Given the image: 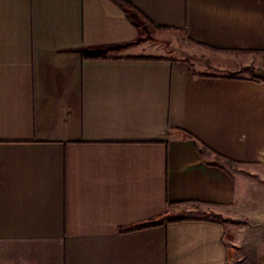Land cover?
<instances>
[{"label":"crops","instance_id":"obj_1","mask_svg":"<svg viewBox=\"0 0 264 264\" xmlns=\"http://www.w3.org/2000/svg\"><path fill=\"white\" fill-rule=\"evenodd\" d=\"M202 48L264 69V0H0V264H264V80Z\"/></svg>","mask_w":264,"mask_h":264},{"label":"rangeland","instance_id":"obj_2","mask_svg":"<svg viewBox=\"0 0 264 264\" xmlns=\"http://www.w3.org/2000/svg\"><path fill=\"white\" fill-rule=\"evenodd\" d=\"M173 53H181L185 56H190L192 62H194L193 65L204 72L254 76L256 74L255 71L258 69L253 65H236L235 67L227 66L229 62L226 57H224L226 54L209 48H202L201 50L193 52L180 50ZM262 239L263 240L258 243V248L260 249L261 258L264 260V238Z\"/></svg>","mask_w":264,"mask_h":264},{"label":"trees","instance_id":"obj_3","mask_svg":"<svg viewBox=\"0 0 264 264\" xmlns=\"http://www.w3.org/2000/svg\"><path fill=\"white\" fill-rule=\"evenodd\" d=\"M116 2L118 1V0H115ZM121 4V3H120ZM123 7H124V9H126V12H128V14H130L131 15V13H134L133 14V17L131 16V18H134V17H136V13L133 11V7H131L128 3H126V5H127V7L128 8H125V5L124 4H121ZM132 10V11H131ZM255 75L254 76H256V77H259L260 79H263L264 80V69H262V68H258L257 69V71H255ZM187 135H191V134H189L188 132H185Z\"/></svg>","mask_w":264,"mask_h":264}]
</instances>
